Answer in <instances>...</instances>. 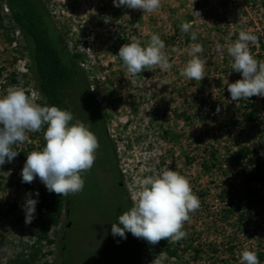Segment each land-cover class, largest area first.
<instances>
[{
  "label": "rangeland",
  "instance_id": "1",
  "mask_svg": "<svg viewBox=\"0 0 264 264\" xmlns=\"http://www.w3.org/2000/svg\"><path fill=\"white\" fill-rule=\"evenodd\" d=\"M43 1L68 52L78 56L76 62L104 117L130 207L137 190L135 181L168 167L190 181L200 208L185 222V238L151 245L134 237L133 247L131 233H126V239L111 234L112 223H118V217L106 216V212L90 207L84 200L74 202L68 195L72 211L68 216L65 206L58 226L49 230L52 244L39 240V213L36 210L33 221L25 223L23 205L26 194L33 193L37 208L41 193L48 190L38 177L31 184L22 182L21 170L29 152L42 150L44 137L41 131L30 132L25 143L14 145L19 155L0 167V263L18 252L13 246L23 243L41 251L42 257L35 264H239L246 248L262 254L260 264H264V204L239 223L236 215L227 213L228 198L224 195L234 192L241 198L244 193L239 168L231 161L233 155L249 147V158L260 155L264 161V150L259 147L264 136V97L256 99L260 123L253 128L241 125L237 112L240 102L234 106L227 91V82L242 78L240 73L232 72L227 43L235 42L241 30H251L257 38H264V0H198L197 9L205 7L201 14L208 19L185 15L167 24L165 30L171 27L170 33L159 35L171 69L162 71L157 67L135 76L127 72L117 54L126 43L138 41L146 46L150 41V34L134 26L138 16H128L113 5V0ZM2 14L0 97L8 88L18 87L40 104L20 34L5 9ZM190 21L196 41L190 39V33L181 31V25ZM229 36L231 40L226 41ZM194 43L204 48L198 54L206 60L201 81H189L180 75L191 58L189 51ZM249 48L257 60L264 61L258 42L250 43ZM211 154H215L216 161H212ZM213 162L216 168L211 167ZM107 187L111 200H116L115 185L109 182ZM261 194L264 197V192ZM60 198L66 205V197ZM13 206L14 215L10 212ZM119 207L121 214L127 211L121 201ZM117 249L124 251L117 254Z\"/></svg>",
  "mask_w": 264,
  "mask_h": 264
},
{
  "label": "clouds",
  "instance_id": "2",
  "mask_svg": "<svg viewBox=\"0 0 264 264\" xmlns=\"http://www.w3.org/2000/svg\"><path fill=\"white\" fill-rule=\"evenodd\" d=\"M115 7H127L151 14L161 7V0H113ZM199 14V13H198ZM191 23L184 22L181 31L190 33L192 41L197 40L191 31ZM231 38L226 37V41ZM258 38L251 30H241L235 42L227 43V53L232 58L231 69L241 74V79L227 82L231 100L239 102L250 97H264V61L257 60L249 44H257ZM165 43L158 34H151L146 46L138 41L122 45L118 56L127 72L133 76L153 71L159 67L168 71L172 67L170 57L164 51ZM220 50V45L217 46ZM203 45L190 46L191 57L181 69L180 75L189 81H201L205 77L206 60L200 57ZM217 112L220 111L218 107ZM74 120L71 111L57 106L37 103L24 89L10 87L0 97V167L10 163L19 155L14 145L28 140V133L44 131L45 146L27 154L21 170L22 182L31 184L38 177L50 193L62 197L83 191L85 180L82 173L88 172L96 160L99 141L95 134L81 121ZM264 155V153H261ZM137 190L133 193V206L112 223L111 234L126 239V233L142 238L151 245L161 240L177 242L187 236L183 230L190 221V213L200 208V199L194 194L190 181L171 168L161 169L155 176L135 181ZM33 193L26 194L23 205L25 223L30 224L35 215L37 199ZM39 196V192H35ZM239 264H260L258 255L247 248L241 252Z\"/></svg>",
  "mask_w": 264,
  "mask_h": 264
},
{
  "label": "trees",
  "instance_id": "3",
  "mask_svg": "<svg viewBox=\"0 0 264 264\" xmlns=\"http://www.w3.org/2000/svg\"><path fill=\"white\" fill-rule=\"evenodd\" d=\"M4 7L8 10L9 21L19 32L23 42L30 64L29 68L40 95V104L43 105L46 99L49 106L54 105L71 111L70 101L78 99L81 101V107H87L85 111L91 116V125L104 134V117L90 94L87 77L76 62L78 56H73L68 52L45 2L43 0H2L0 30L4 27L2 14ZM258 43L261 50L264 51V38H258ZM232 72L235 73V71ZM256 99L257 96H253L239 101L240 108L237 109V112L241 125L248 124L256 128L260 123L257 118L258 110L255 107ZM232 103L235 106L237 102L233 101ZM45 130L46 125L41 130L43 137ZM262 130H264V126ZM261 139L263 142L259 144V147L264 150V136ZM108 143L110 151L112 144L110 141ZM44 146L45 140L42 148ZM249 154H251V150L248 147L244 149V152L235 154L231 158V161L239 168L243 196L240 198L236 193L230 194L228 191L224 193L228 198L226 211L228 214L236 215L239 223L244 221L247 213L264 204V197L261 194L264 192V161L260 155L249 158ZM211 156L212 161H216L215 154H211ZM211 167L216 168L215 162L212 163ZM203 168L208 170L205 164H203ZM60 197L62 196L43 191L40 196V203L36 208L39 213L36 229L38 239L50 244L52 241L48 239L49 230L51 227L58 226L65 206L69 211L68 196L66 197V205ZM15 211L16 207H11L12 215L15 214ZM1 244L7 245L8 242ZM13 248L18 252L0 264H35L37 259L42 257L41 251L33 245L27 246L19 243ZM170 254L172 255V253ZM257 255L261 261L262 254L257 253ZM43 264L48 263L44 262Z\"/></svg>",
  "mask_w": 264,
  "mask_h": 264
},
{
  "label": "flooded vegetation",
  "instance_id": "4",
  "mask_svg": "<svg viewBox=\"0 0 264 264\" xmlns=\"http://www.w3.org/2000/svg\"><path fill=\"white\" fill-rule=\"evenodd\" d=\"M81 101L74 99L70 101L71 112L74 115V120L70 123H74L75 120L83 122L92 131L99 141V148L96 152V160L93 167L86 173H82V178L85 180V186L82 192L72 195V201L84 200L90 207L98 208L102 210L104 215L117 218L121 214L119 201H121L124 207L129 210L131 207L126 199L124 185L121 182L120 174L118 170L117 161L114 156L113 149L109 151L108 136L104 127V134L99 132L98 128H95L90 123L91 116L85 111L84 107L80 106ZM110 180V181H109ZM115 185L117 191L116 200H111L108 192V183ZM85 195V196H84ZM114 195V194H113ZM121 195V200H120ZM85 197V198H82ZM71 204H73L71 202ZM73 207V206H72ZM71 207V209H72ZM69 209L68 216L72 211ZM70 226V223H69ZM132 246L134 247V236L131 234ZM121 249V248H120ZM120 249L116 250L119 254ZM124 251V249H122ZM121 250V251H122ZM120 251V252H121Z\"/></svg>",
  "mask_w": 264,
  "mask_h": 264
},
{
  "label": "crops",
  "instance_id": "5",
  "mask_svg": "<svg viewBox=\"0 0 264 264\" xmlns=\"http://www.w3.org/2000/svg\"><path fill=\"white\" fill-rule=\"evenodd\" d=\"M198 5V0H161V7L151 14H143L142 10L139 9L134 10L123 6L121 8L122 11L128 13V16L132 15L133 18L138 16V23L134 26H137L143 33L166 35L167 32L170 33L171 28L168 26L165 30L167 24L175 23L185 15H189L193 19H196L198 15H200L199 19H208V16L201 14L206 8L197 9ZM190 23L192 24L191 21Z\"/></svg>",
  "mask_w": 264,
  "mask_h": 264
},
{
  "label": "built area",
  "instance_id": "6",
  "mask_svg": "<svg viewBox=\"0 0 264 264\" xmlns=\"http://www.w3.org/2000/svg\"><path fill=\"white\" fill-rule=\"evenodd\" d=\"M4 9H5V12H6V13H8V10H7V8L5 7Z\"/></svg>",
  "mask_w": 264,
  "mask_h": 264
},
{
  "label": "water",
  "instance_id": "7",
  "mask_svg": "<svg viewBox=\"0 0 264 264\" xmlns=\"http://www.w3.org/2000/svg\"><path fill=\"white\" fill-rule=\"evenodd\" d=\"M67 227H69V224L67 225Z\"/></svg>",
  "mask_w": 264,
  "mask_h": 264
}]
</instances>
